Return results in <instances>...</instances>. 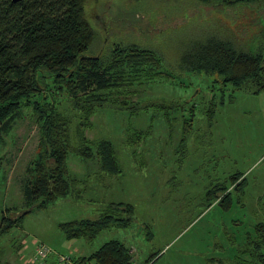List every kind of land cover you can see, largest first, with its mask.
I'll list each match as a JSON object with an SVG mask.
<instances>
[{
    "label": "rangeland",
    "instance_id": "obj_1",
    "mask_svg": "<svg viewBox=\"0 0 264 264\" xmlns=\"http://www.w3.org/2000/svg\"><path fill=\"white\" fill-rule=\"evenodd\" d=\"M83 7L95 33L87 53L114 42L150 46L162 54L163 72H143L119 92L113 88L111 97L141 103L137 111L96 106L84 126L94 150L96 140H111L120 171L105 173L98 159L82 158L73 138L66 164L77 182L45 206H26L22 193L41 150L38 114L23 106L0 128V216L9 208L13 215L29 209L0 234V264H32L27 260L36 242L81 256L110 239L130 249L133 264H264L258 228L264 223V89L253 92L223 84L215 74L175 69L182 42L195 34L250 44L262 27L264 6L84 0ZM56 98L58 109L70 113L73 130L80 111L65 93ZM231 175L242 179L238 188ZM217 184L227 185L229 200H221L224 190H212ZM117 201L133 205L127 226H109L92 239L65 237L60 223L93 220ZM249 240L260 248L248 247Z\"/></svg>",
    "mask_w": 264,
    "mask_h": 264
},
{
    "label": "trees",
    "instance_id": "obj_2",
    "mask_svg": "<svg viewBox=\"0 0 264 264\" xmlns=\"http://www.w3.org/2000/svg\"><path fill=\"white\" fill-rule=\"evenodd\" d=\"M213 1L223 8L253 3L264 6V0ZM83 5L84 0H0V128L23 106L31 107L39 119L41 150L32 160L22 186L26 206L34 202L45 206L70 193L77 182L66 164L73 138L79 142L75 149L82 158L98 159L99 168L105 173L120 171L111 140H96L94 150L84 126L90 123L96 106L106 104L137 111L141 103L111 97L113 88L119 92L130 77L143 72H163L164 58L154 47L114 42L105 51L87 53L95 33ZM261 21L262 27L248 45L211 32L188 37L180 46L175 69L215 74L223 84L253 92L264 89V17ZM64 93L72 107L80 111V120L73 130L70 113L57 107L56 97ZM237 176H230L234 188L242 181L235 182ZM220 189L225 191L221 200H229L227 185L217 184L212 190ZM261 198L264 211V191ZM10 210L0 216V234L17 225L29 209L16 215ZM132 211L129 202H110L93 220L80 218L59 226L67 239H92L109 226H127ZM258 228L264 241V223ZM249 241L248 247L251 244L255 251L260 248L257 241ZM72 258L77 264H133L130 249L117 239L105 241L88 255Z\"/></svg>",
    "mask_w": 264,
    "mask_h": 264
},
{
    "label": "built area",
    "instance_id": "obj_3",
    "mask_svg": "<svg viewBox=\"0 0 264 264\" xmlns=\"http://www.w3.org/2000/svg\"><path fill=\"white\" fill-rule=\"evenodd\" d=\"M32 264H77L70 254L54 251L43 242H36L32 257L27 260Z\"/></svg>",
    "mask_w": 264,
    "mask_h": 264
}]
</instances>
